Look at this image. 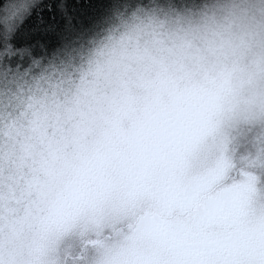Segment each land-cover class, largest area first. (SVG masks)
<instances>
[{"label":"clouds","instance_id":"1","mask_svg":"<svg viewBox=\"0 0 264 264\" xmlns=\"http://www.w3.org/2000/svg\"><path fill=\"white\" fill-rule=\"evenodd\" d=\"M71 7L0 0V264H264V0Z\"/></svg>","mask_w":264,"mask_h":264},{"label":"trees","instance_id":"2","mask_svg":"<svg viewBox=\"0 0 264 264\" xmlns=\"http://www.w3.org/2000/svg\"><path fill=\"white\" fill-rule=\"evenodd\" d=\"M48 3L59 2V0H46ZM71 7L67 10V15L64 16V20H72L74 24L77 25H88L94 19L95 12L97 9L90 7H83V5L88 4H100L103 0H67ZM53 12L52 8H45L39 14L33 13L30 19V27L38 28L42 21L45 19L46 15H50Z\"/></svg>","mask_w":264,"mask_h":264},{"label":"snow or ice","instance_id":"3","mask_svg":"<svg viewBox=\"0 0 264 264\" xmlns=\"http://www.w3.org/2000/svg\"><path fill=\"white\" fill-rule=\"evenodd\" d=\"M27 42L30 44V46H32V54L36 58L45 55V51L51 50L57 43L53 37L48 36L47 34H41L39 27L36 29V33L34 35H28ZM42 49L45 51H42ZM46 62L47 61H45V63ZM27 66V64L24 65V67Z\"/></svg>","mask_w":264,"mask_h":264}]
</instances>
